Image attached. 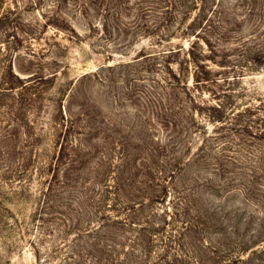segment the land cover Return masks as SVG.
I'll use <instances>...</instances> for the list:
<instances>
[{
	"label": "rangeland",
	"instance_id": "1",
	"mask_svg": "<svg viewBox=\"0 0 264 264\" xmlns=\"http://www.w3.org/2000/svg\"><path fill=\"white\" fill-rule=\"evenodd\" d=\"M0 264H264V0H0Z\"/></svg>",
	"mask_w": 264,
	"mask_h": 264
}]
</instances>
